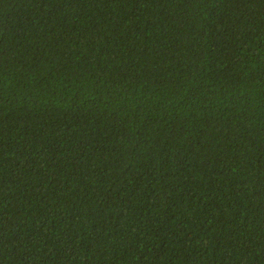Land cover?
I'll return each instance as SVG.
<instances>
[{
	"label": "trees",
	"instance_id": "obj_1",
	"mask_svg": "<svg viewBox=\"0 0 264 264\" xmlns=\"http://www.w3.org/2000/svg\"><path fill=\"white\" fill-rule=\"evenodd\" d=\"M0 264H264V0H0Z\"/></svg>",
	"mask_w": 264,
	"mask_h": 264
}]
</instances>
